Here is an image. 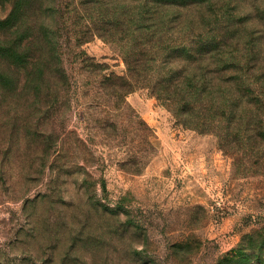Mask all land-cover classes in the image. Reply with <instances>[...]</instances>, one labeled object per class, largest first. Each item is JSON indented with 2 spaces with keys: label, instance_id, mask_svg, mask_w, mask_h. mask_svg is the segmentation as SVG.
<instances>
[{
  "label": "rangeland",
  "instance_id": "374dc122",
  "mask_svg": "<svg viewBox=\"0 0 264 264\" xmlns=\"http://www.w3.org/2000/svg\"><path fill=\"white\" fill-rule=\"evenodd\" d=\"M36 1L0 0V264H264V137L186 127L133 80L114 97L103 80L131 76L133 46L76 12L86 1ZM31 11L55 16L67 109L25 95Z\"/></svg>",
  "mask_w": 264,
  "mask_h": 264
},
{
  "label": "trees",
  "instance_id": "16d2710c",
  "mask_svg": "<svg viewBox=\"0 0 264 264\" xmlns=\"http://www.w3.org/2000/svg\"><path fill=\"white\" fill-rule=\"evenodd\" d=\"M84 1L90 6L78 2L82 10L76 12L86 9L101 35L133 46L126 57L131 76L103 80H109L114 97L123 96L133 80L150 87L186 127L212 131L223 143L264 137V0H233L236 14L216 8L224 0ZM36 2L30 0L29 7ZM102 5L108 11L102 12ZM30 13L25 17V95L31 100L46 93L57 100V108L67 109L72 80L51 25L55 16ZM245 20L250 35L242 32ZM205 21L220 30L234 24L232 36L203 31ZM181 30L185 36L175 42L173 32Z\"/></svg>",
  "mask_w": 264,
  "mask_h": 264
}]
</instances>
